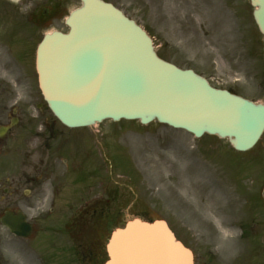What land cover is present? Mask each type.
<instances>
[{
	"label": "rangeland",
	"instance_id": "rangeland-1",
	"mask_svg": "<svg viewBox=\"0 0 264 264\" xmlns=\"http://www.w3.org/2000/svg\"><path fill=\"white\" fill-rule=\"evenodd\" d=\"M55 1L60 7L46 31H67L65 20L80 0H12L0 16L18 29L44 8L52 7L51 14ZM109 1L149 32L164 59L264 103V37L249 0ZM87 129L94 139L80 137L76 148L79 156L86 155L94 182L139 192L126 194L124 216L109 219L110 232L146 212L166 220L198 258L264 264V135L252 151L238 153L226 140H198L157 122L105 121ZM72 217L30 216L34 230L27 240L0 227V264H65L80 243H95L103 251L108 237L99 229L108 218ZM227 223L234 224V232Z\"/></svg>",
	"mask_w": 264,
	"mask_h": 264
},
{
	"label": "water",
	"instance_id": "water-1",
	"mask_svg": "<svg viewBox=\"0 0 264 264\" xmlns=\"http://www.w3.org/2000/svg\"><path fill=\"white\" fill-rule=\"evenodd\" d=\"M67 19L69 33L47 34L38 51L40 83L50 109L68 127L105 119L154 120L228 138L239 151L251 149L264 132V105L212 87L193 70L158 57L151 37L103 0H82ZM264 34V0H251ZM15 234L28 237L24 217L5 218ZM108 264H193V255L165 222L135 219L113 233Z\"/></svg>",
	"mask_w": 264,
	"mask_h": 264
},
{
	"label": "flooded vegetation",
	"instance_id": "flooded-vegetation-1",
	"mask_svg": "<svg viewBox=\"0 0 264 264\" xmlns=\"http://www.w3.org/2000/svg\"><path fill=\"white\" fill-rule=\"evenodd\" d=\"M20 26L15 29L0 17V222L8 212L44 218L72 217L76 212L100 218L124 216L121 204L126 191L94 182L91 166L78 155L77 132L59 129L61 124L47 107L35 45V31L44 28L45 20L33 21L32 33L29 25ZM87 251L65 264L105 262L104 256ZM224 259L201 257L195 264H227Z\"/></svg>",
	"mask_w": 264,
	"mask_h": 264
},
{
	"label": "bare ground",
	"instance_id": "bare-ground-1",
	"mask_svg": "<svg viewBox=\"0 0 264 264\" xmlns=\"http://www.w3.org/2000/svg\"><path fill=\"white\" fill-rule=\"evenodd\" d=\"M234 230H235V227L233 226V232H234Z\"/></svg>",
	"mask_w": 264,
	"mask_h": 264
}]
</instances>
